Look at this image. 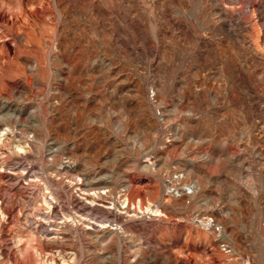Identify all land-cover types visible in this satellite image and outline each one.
<instances>
[{
    "label": "rangeland",
    "instance_id": "374dc122",
    "mask_svg": "<svg viewBox=\"0 0 264 264\" xmlns=\"http://www.w3.org/2000/svg\"><path fill=\"white\" fill-rule=\"evenodd\" d=\"M0 141V264H264V0H0Z\"/></svg>",
    "mask_w": 264,
    "mask_h": 264
},
{
    "label": "bare ground",
    "instance_id": "6f19581e",
    "mask_svg": "<svg viewBox=\"0 0 264 264\" xmlns=\"http://www.w3.org/2000/svg\"><path fill=\"white\" fill-rule=\"evenodd\" d=\"M26 20H27V17H26ZM25 21V20H24ZM31 43V42H30ZM2 106V105H1ZM6 106V105H5ZM51 106V105H50ZM10 110V109H9ZM7 111V110H6ZM166 112V111H165ZM25 124V123H24ZM18 125V124H17ZM21 125V124H20ZM19 125V126H20ZM31 125V124H30ZM30 125H28L27 124V126H30ZM25 126V125H24ZM3 127V126H2ZM9 129V128H8ZM27 130V129H26ZM29 131V130H28ZM30 133V132H29ZM23 135V134H22ZM27 136V135H26ZM1 142V141H0ZM25 144V143H24ZM3 146V145H2ZM20 146H21V144H20ZM49 148V147H48ZM19 149H21V148H19ZM31 149V148H30ZM52 152V151H51ZM97 156V155H96ZM20 158V157H19ZM71 162V161H70ZM66 164V163H65ZM65 167H67V168H70L71 167V165H68V166H65ZM2 168V167H1ZM23 168V167H22ZM32 168V167H31ZM10 169H12V168H10ZM20 169V168H19ZM71 169V168H70ZM65 170V169H64ZM73 170V169H72ZM32 171V170H31ZM61 171V170H60ZM24 172V171H23ZM53 172V171H52ZM77 173V172H76ZM84 173V172H83ZM60 174V173H59ZM98 175V174H97ZM36 176H38V175H36ZM82 176V175H81ZM89 177V176H88ZM21 178V177H20ZM35 178V177H34ZM38 179V178H37ZM94 179V178H93ZM25 180V179H24ZM32 180V179H31ZM35 180V179H34ZM26 181V180H25ZM84 182V181H83ZM17 183V182H16ZM83 184V183H82ZM95 184H97V183H95ZM21 185V184H20ZM23 185V184H22ZM50 185V184H49ZM79 185V184H78ZM125 184H123V186H124ZM169 185V184H168ZM182 185V184H181ZM77 186V185H76ZM93 186H95L93 183H86V185H85V187H82V188H79V192H81L80 194L81 195H83L80 199V201L81 202H83L82 204H81V210H87V212L88 213H92L94 210H95V198H97V197H99V193H100V191L98 190L97 192H96V190H94L93 191V193H90L89 191L93 188ZM170 186V185H169ZM24 187H27V186H24ZM41 187V186H40ZM176 187V186H175ZM193 188L196 190L197 189V186H196V184H194V186H193ZM23 189V188H22ZM77 189V188H76ZM75 189V190H76ZM98 189H101L100 187L98 188ZM30 190V189H29ZM37 191V190H36ZM38 192V191H37ZM74 192V191H73ZM120 193V192H119ZM42 194V193H41ZM79 194V195H80ZM93 194V195H92ZM102 194V193H101ZM172 194H174V193H172ZM45 195V194H44ZM54 195V194H53ZM55 196V195H54ZM78 196V195H77ZM124 196V195H123ZM188 196V195H187ZM48 197V196H47ZM51 197V196H50ZM1 198V197H0ZM27 199V198H26ZM106 199V198H105ZM110 199V198H109ZM1 200V199H0ZM3 200V199H2ZM24 200V199H23ZM97 200V199H96ZM113 200V199H112ZM3 201H5V200H3ZM22 201V200H21ZM42 202V201H41ZM44 202L48 205V206H52L50 203H49V201H47L46 200V198H44ZM43 202V203H44ZM100 202V201H99ZM124 202V201H123ZM8 203V202H7ZM111 203V202H110ZM120 203V202H119ZM4 204H6V202L4 203ZM34 204V203H33ZM80 204V203H79ZM7 205V204H6ZM10 205H11V203H10ZM15 205V204H14ZM18 205V204H17ZM73 205V204H72ZM101 205V204H100ZM112 205V204H111ZM115 205V204H114ZM125 205V204H124ZM12 206V205H11ZM25 206V205H24ZM31 206V205H30ZM46 206V205H45ZM103 206V205H102ZM2 207V206H1ZM28 207V206H27ZM49 207V208H50ZM108 207V206H107ZM24 208V207H23ZM34 208V207H33ZM121 208H123V207H121ZM76 209V208H75ZM97 209V208H96ZM108 209H112V207H108ZM119 209H120V206H119ZM14 210V209H13ZM166 210V209H165ZM49 211V210H48ZM56 211V210H55ZM74 211V210H73ZM121 211V210H120ZM151 211V210H150ZM149 211V212H150ZM28 212V211H27ZM32 212V211H31ZM50 212V211H49ZM53 212V211H52ZM81 212V211H80ZM104 212V211H103ZM118 212V211H117ZM156 211H152V213H155ZM55 213V212H54ZM78 213V212H77ZM76 213V214H77ZM95 213V212H94ZM100 213V212H99ZM115 213V212H114ZM19 214H20V212H19ZM31 214V213H30ZM74 214V213H73ZM117 214V213H116ZM100 215V214H99ZM43 216H44V214H43ZM53 216V215H52ZM58 216V215H57ZM64 216V215H63ZM91 216V215H90ZM108 216V215H107ZM54 217V216H53ZM53 217H52V219H53ZM59 217V216H58ZM57 217V218H58ZM65 217V216H64ZM31 218V217H30ZM42 218V217H41ZM67 218V217H66ZM75 218V217H74ZM89 218V217H88ZM107 218V217H106ZM114 218V217H113ZM112 218V219H113ZM128 218V217H127ZM70 219V218H69ZM92 219V218H91ZM110 219V218H109ZM1 220H2V218H1ZM25 220V219H24ZM38 220V219H37ZM33 221V220H32ZM47 221V220H46ZM60 221H62L61 219H60ZM85 221V220H84ZM5 222V221H4ZM92 222V221H91ZM199 222V221H198ZM24 223V222H23ZM53 223V222H52ZM56 223V222H55ZM75 223H77L76 222V219H75ZM87 223V222H86ZM112 223V222H111ZM114 223V222H113ZM112 223V224H113ZM202 223H203V225H205V226H211L208 222H204V221H202ZM217 223V222H216ZM9 224V223H8ZM57 224V223H56ZM92 224V223H91ZM100 224V223H99ZM99 224H97V225H99ZM49 225H50V223H49ZM69 225H71V226H73L74 225V221H73V223L72 224H69ZM76 225V224H75ZM59 230H61V229H63V228H65L66 226L68 227V225H66V222L65 221H62L59 225H55ZM79 226V225H78ZM85 226V225H84ZM101 226H103V224L101 225ZM109 226V225H108ZM114 226H116V224L114 225ZM111 227V230H116L117 229V227ZM92 227V226H91ZM90 226H88L87 227V229H89L90 230V228H91ZM99 227V226H98ZM214 227V226H213ZM24 228H26V227H24ZM84 228V227H83ZM206 228V227H205ZM29 229V228H28ZM66 229V228H65ZM74 229V228H73ZM79 229V228H78ZM211 229V228H210ZM76 230V229H75ZM74 230V231H75ZM214 230V229H213ZM28 231V230H27ZM35 231V230H34ZM86 231V230H85ZM88 231V230H87ZM109 231V230H108ZM93 232V231H92ZM25 233V232H24ZM27 233V232H26ZM66 233V232H65ZM70 233H71V231H70ZM74 233V232H73ZM83 233H85V232H83ZM39 234V233H38ZM56 234V233H55ZM76 234V233H75ZM114 234V233H113ZM11 235V234H10ZM41 235H43V234H41ZM53 235V234H52ZM97 235V234H96ZM64 236V235H63ZM62 236V237H63ZM85 236V235H84ZM89 236H91V235H89ZM6 237V236H5ZM74 237V236H73ZM72 237V238H73ZM98 237V236H97ZM9 238V237H8ZM22 238V237H21ZM20 238V239H21ZM53 238H56V237H53ZM68 238V237H67ZM88 238V237H87ZM23 239V238H22ZM56 239H59L58 237L56 238ZM60 240V239H59ZM64 240V239H63ZM43 242H46V241H43ZM65 242V241H64ZM63 242V243H64ZM15 243V242H14ZM14 243H11V244H14ZM98 243H100V242H98ZM54 244V243H53ZM59 244V243H58ZM66 244V243H65ZM5 245V244H4ZM6 247V246H5ZM11 247V246H10ZM22 247V246H21ZM4 249V248H3ZM8 250V249H7ZM19 250H21L20 248H19ZM64 250V249H63ZM4 252H5V250H3ZM2 251V252H3ZM19 252H21V251H19ZM23 252V251H22ZM57 253H55V255H53V258H52V260H53V264H77L76 263V261H75V257L73 256V251H72V253H67L66 251L65 252H63V251H60L59 249H58V251H56ZM10 253V252H9ZM47 253V252H46ZM12 254V253H11ZM53 254V253H52ZM76 255V254H75ZM7 256V255H6ZM21 256H22V253H21ZM1 257V256H0ZM8 258H10V257H8ZM15 258V257H14ZM18 259V258H17ZM97 260V259H96ZM5 261V260H4ZM10 261V260H9ZM15 261V260H14ZM1 263V262H0ZM17 263V262H16Z\"/></svg>",
    "mask_w": 264,
    "mask_h": 264
},
{
    "label": "built area",
    "instance_id": "2783aa9c",
    "mask_svg": "<svg viewBox=\"0 0 264 264\" xmlns=\"http://www.w3.org/2000/svg\"><path fill=\"white\" fill-rule=\"evenodd\" d=\"M181 179H182V176L180 175V174H176L175 176H173L170 180H171V188L169 189V191H168V193L169 194H171L172 192H176V190H174L175 189V186H174V184L173 183H180L181 182ZM192 189H193V187H183V188H181V193L183 194V193H186V194H191L192 193ZM221 251L225 254V255H230V250H229V248L226 246V245H224V244H222L221 245Z\"/></svg>",
    "mask_w": 264,
    "mask_h": 264
}]
</instances>
